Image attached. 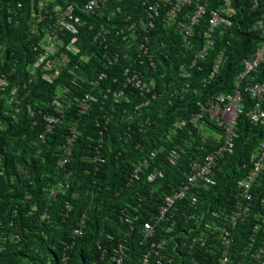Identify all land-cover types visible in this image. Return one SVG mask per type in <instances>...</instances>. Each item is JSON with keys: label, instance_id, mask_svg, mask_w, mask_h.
I'll list each match as a JSON object with an SVG mask.
<instances>
[{"label": "trees", "instance_id": "16d2710c", "mask_svg": "<svg viewBox=\"0 0 264 264\" xmlns=\"http://www.w3.org/2000/svg\"><path fill=\"white\" fill-rule=\"evenodd\" d=\"M84 1L88 0L79 3ZM252 1L233 0V26L216 30L214 45L205 61L194 67L189 64L205 45L210 11L218 8L221 0L210 1L188 47H184L176 30L166 29L160 20L148 35L150 53L157 64L153 69L141 63L147 58L136 56L135 46L132 51L125 49L121 36L94 42V36L103 28L109 31L116 22L124 24L129 16L137 19V0H112L107 11L83 16L87 28L80 37L76 36L80 39V53L74 56L67 46L61 47L60 52H66L71 61L51 83L46 76L55 77L56 69L51 64L58 54L36 65L41 48L35 51L34 45L45 35L42 37L41 29L37 35L31 33L30 0H0V78L10 75L11 82L10 88L0 94V264H63L65 256L66 264H116L113 257L121 245L127 253L123 264H141L151 243L161 240L169 243L164 264H193L195 257L200 264H218L219 256L210 255L202 243L194 240L202 233L215 238L207 225H222L223 217L216 214L225 208L229 213L235 205L238 181L247 173L244 166L262 141L264 127L250 122L248 112L253 101L247 94H243L245 113L238 124L236 152L219 163L216 186L194 193L199 196L198 209L183 202L164 221H158V213L171 187H178L186 179L189 163L202 154L197 147L201 146L204 134L223 133L208 118L202 121L201 128L179 130L178 136L171 132L176 121H188L200 111L201 104L234 93L236 81L245 69L244 60L255 53L260 43L256 25L264 18V0L258 8L253 7ZM185 12L192 9L185 8ZM108 18H112L110 22ZM89 26L94 30L90 31ZM69 38L66 36V42ZM107 45L114 51L119 46L124 53L116 57L104 51ZM219 57V71L210 79ZM183 64L186 72L180 70ZM136 71L151 85V94L126 86V72L134 75ZM76 74L82 78L74 81ZM100 74L106 78L99 85H90L89 81ZM254 83L247 78L243 86ZM120 90L130 102H114V93ZM14 91L19 105L10 102L15 99ZM86 93L92 94L96 103L87 114L78 116L77 101ZM57 98L66 107L63 114L53 105ZM146 99L151 101L150 105L141 106ZM112 109L114 119L107 130L106 123L98 127V122H105L104 115ZM47 115L60 116V121L42 138ZM146 121L149 124H143ZM73 129L77 139L69 155L65 146ZM100 145L103 162L96 161ZM177 145L185 148V153L178 163L171 164L166 161V152ZM162 146L165 150L156 155L151 170L159 167L165 171L164 177L150 181V172L145 171L137 179V164L150 159L154 150ZM214 148L209 144L206 151ZM63 158L69 160L66 165L60 164ZM53 187L58 191L54 197ZM254 191L262 198L264 182ZM262 208L257 200L254 212L238 225L230 264H262L251 253H257L259 248L264 250L263 230L257 234L251 253L248 247L257 212ZM193 213L201 215L196 217ZM45 214L47 218L43 219ZM126 218L132 224L126 223ZM82 221L85 234L73 243L72 231ZM146 222L156 227V235L148 240L142 230Z\"/></svg>", "mask_w": 264, "mask_h": 264}, {"label": "built area", "instance_id": "2783aa9c", "mask_svg": "<svg viewBox=\"0 0 264 264\" xmlns=\"http://www.w3.org/2000/svg\"><path fill=\"white\" fill-rule=\"evenodd\" d=\"M71 1L72 0H67L66 6L63 5L66 2L65 0H30L29 2V22L30 26H33L31 33L32 35H37L41 29L42 37L45 35L42 41L34 45L35 51H39V48H41L36 65H42L48 59L58 54L54 64H51V67L56 69L55 77L46 76L47 80L51 83L54 82L56 77L60 75L66 66L68 67L71 61L70 56L66 52H60L61 47L67 46V51L74 56H78L80 53L78 48L80 39L74 37L66 42V33H72L75 35L80 34L82 30L87 28V22L83 16L107 11L109 3L112 2V0H88L86 2L84 1V3H79L78 1L71 3ZM137 1L140 6L138 7L139 10L136 9L137 14H135V16H137V19L133 16H129L128 18H125L126 20L124 24L116 22V24L112 25L113 27L109 31L103 28V32L101 30L100 33H97V35L94 36V42L99 39H101V42H106L105 39H109L113 36H121L125 44V49L132 51L135 46L137 51L136 56L147 58L146 61L143 59L141 63H147L153 69L156 68L157 64L153 59V54L150 53L151 40L148 35L156 29L158 22L162 20L166 29L172 28L176 30L182 38L184 47H188L191 45V40L194 37L195 28L205 17L211 4V0ZM260 1L262 0H253V7L258 8ZM22 6V3H19L18 7L21 8ZM185 8H191L192 12L184 13ZM121 10L118 8V12H121ZM235 14L233 0H221V4H219L218 8L211 9L210 24L209 29L206 32L205 45L196 53V56L190 62L189 67H194L199 61H205L209 50L214 45V35L216 30L222 27H232V19ZM182 15L185 16L180 19ZM9 19L10 21L12 20V18ZM111 19L112 18H108L107 21L110 22ZM89 30L93 31L94 27L89 26ZM256 30L259 31L260 43L258 44L255 53L250 58L244 60L245 69L236 81L234 93L232 95H219L216 101L201 104L200 111L193 114L188 121L181 118L172 125V135L178 136L179 130L185 128H201L202 121L205 118H208L210 121L214 122L219 129H222L223 133L204 134L201 146L197 147V149L200 150L199 153L202 154L189 163V171L186 174V179L181 182L178 187H171V192L166 195L164 203L159 209L158 221H164L166 217L169 216L172 209L177 210L176 206L181 205L183 202H186L188 207L190 206L196 209V206L198 207L199 204L198 198L194 193H199L202 189L216 186V170L219 163L227 156H232L236 152V141L239 137L238 124L241 116L245 113L243 108V94H247L253 101V107L248 112L250 122L252 124L260 123L264 127V18L257 22ZM116 48V51L110 50L109 45H107L104 47V51H109L110 53H113L114 56L120 57L124 51L121 52L119 46H116ZM221 62L222 57H219L210 79H213L215 74L219 71V65H221ZM179 67L182 72H186L185 64L180 65ZM77 69H79V67H77ZM125 76L127 77V87L132 85L142 94H151V85L142 77L140 72L136 71L134 75H131L130 72H126ZM9 77L10 75L4 74L0 78V94L10 88L11 82ZM97 77V79L95 78L89 81L90 85H99V82L106 78L104 74H100ZM81 78L82 76L76 74L74 81ZM247 78H251L255 83L248 84L244 87L243 85H245ZM12 95L15 96L16 91H14ZM122 100L130 102L128 96L126 97V93L123 90L115 92L114 102L120 103ZM10 102L15 103L16 105L21 103L16 96L15 99L12 98ZM150 102V100L146 99L141 106H149ZM94 103H96V99L93 95L86 93L79 101H77L76 108L78 116L87 114ZM53 105L57 108L60 114L64 113L63 111L66 107L60 98L55 99ZM70 106L71 102L68 103V107ZM114 112L115 109L108 111L104 115L105 122H98V127H102V125L106 123L104 129L107 130V125L114 119ZM29 113L30 115L34 114L30 106ZM45 121L47 126L45 134L41 136L42 138H45L47 133L53 131L54 126L60 121V116L47 115ZM145 123L149 124V121L143 122V124ZM101 132V134H103L104 131L102 130ZM72 133L73 135L67 139V144L65 146L69 151V155L73 152V147L77 139L75 129L72 130ZM190 136H193L191 131ZM209 144L216 146L211 152L206 151V147ZM100 149L101 145L97 148L98 156L96 161L103 162L100 159ZM164 150L165 148L163 146L156 148L150 159L139 162L135 169V177L140 179V176L147 171L150 172V181L163 178L165 171L159 167L151 170V165L156 155L160 152L163 153ZM182 153H185V148L177 145L166 152V161L171 164L178 163ZM68 161L69 160L63 158L60 161V164L66 165ZM244 169L247 170V173L244 178L238 181V197L235 205L229 213L225 208L216 214V216L223 217L221 219L223 221L222 225L217 222L207 225V227L211 229V234L213 236L216 235L215 238H210L209 235L202 233L198 239L194 240L195 243H202V245L208 249L210 255H218V264H230L232 262V254L236 244V229L240 222H244L245 219L254 212L253 209L256 206L257 200H260L263 208L260 211L257 210V218L253 227L254 235L249 238L248 242L250 253L258 240L257 234L261 230L264 231V196L258 198L254 191L256 187H261L264 182V131L262 141L258 144L255 152L250 155L248 165H245ZM57 193L58 191L53 187L51 189V196L54 197ZM194 216L198 217L195 214ZM46 218L47 214L43 216V219ZM125 222L132 224V221L128 218L125 219ZM1 227L2 223L0 222V228ZM142 230L146 240L152 239L156 235V227L153 226L151 222H146L143 225ZM84 234L85 221H82L80 226L72 231L73 243H75V240L84 236ZM216 240L218 242H216ZM168 246L169 243L166 240L151 243L149 250L142 258L141 264H164L169 252ZM126 256V248L121 245L118 250L115 251L113 261L116 264H123ZM251 257L264 264L263 248H259L257 253H251ZM67 261L68 256H65L63 264H66ZM193 264H200L196 257L193 259ZM237 264L243 263L239 262Z\"/></svg>", "mask_w": 264, "mask_h": 264}, {"label": "clouds", "instance_id": "9594fccd", "mask_svg": "<svg viewBox=\"0 0 264 264\" xmlns=\"http://www.w3.org/2000/svg\"><path fill=\"white\" fill-rule=\"evenodd\" d=\"M78 2H79V0H77ZM73 2H75V1H73ZM81 33H82V31H81ZM66 36H68V37H70L69 38V40L68 41H70L72 38H74V37H76V36H79L80 37V34H77V35H75V34H72V33H66ZM210 188V187H209ZM209 188H207V189H209ZM207 189H202V190H207ZM201 192V191H200ZM195 195V194H194ZM195 196H197V195H195ZM197 198H198V203H200L199 202V196H197ZM198 208V207H197ZM194 214V213H193ZM201 214H198L197 216L199 217Z\"/></svg>", "mask_w": 264, "mask_h": 264}]
</instances>
